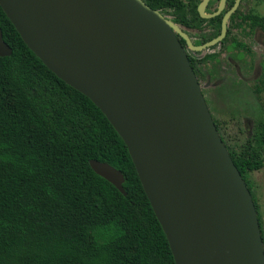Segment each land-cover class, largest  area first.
Segmentation results:
<instances>
[{
    "label": "water",
    "instance_id": "obj_1",
    "mask_svg": "<svg viewBox=\"0 0 264 264\" xmlns=\"http://www.w3.org/2000/svg\"><path fill=\"white\" fill-rule=\"evenodd\" d=\"M219 10L212 15L218 14ZM208 0L199 6L202 16ZM145 0H0L26 44L103 111L128 146L176 264H264L252 192L224 142L179 34ZM13 52L0 25V55ZM91 167L126 194L124 173Z\"/></svg>",
    "mask_w": 264,
    "mask_h": 264
},
{
    "label": "trees",
    "instance_id": "obj_2",
    "mask_svg": "<svg viewBox=\"0 0 264 264\" xmlns=\"http://www.w3.org/2000/svg\"><path fill=\"white\" fill-rule=\"evenodd\" d=\"M145 1L175 11L183 4ZM249 17L264 29L263 16ZM0 25L13 49L0 55V264H176L121 135L36 55L1 5ZM214 120L246 180L264 165V121L239 149ZM91 159L120 169L127 193Z\"/></svg>",
    "mask_w": 264,
    "mask_h": 264
},
{
    "label": "rangeland",
    "instance_id": "obj_3",
    "mask_svg": "<svg viewBox=\"0 0 264 264\" xmlns=\"http://www.w3.org/2000/svg\"><path fill=\"white\" fill-rule=\"evenodd\" d=\"M159 10H162L163 14L171 20H176L177 14L174 9ZM239 11L264 17V0H242ZM234 35L238 38L237 33ZM232 39L233 35L226 38L223 48H221L222 61L215 64L212 62L204 64L207 71L213 69L212 65L222 68L216 70L217 72L212 75V79H202L201 85L208 98L207 102L210 110L219 122L226 141L231 147L240 149L244 142L257 132L258 125L264 121V82H260L259 85L261 80L256 79L261 75L260 78L264 81V36L256 40L243 36L239 37V41H243L246 46L255 47L254 50L260 56L261 67L256 74L248 69H245L244 73L238 72L236 68H244L242 66L243 62L238 59L235 61L228 60L222 54H227V47H231V57L235 59L238 51L233 47ZM218 46L214 47L217 51L220 50V46ZM211 51L213 50H207L206 53H212ZM239 57H242V55L239 54ZM232 83H235V85H232ZM246 180L251 186L252 195L258 206L257 211L264 239V165L258 170L246 173Z\"/></svg>",
    "mask_w": 264,
    "mask_h": 264
},
{
    "label": "flooded vegetation",
    "instance_id": "obj_4",
    "mask_svg": "<svg viewBox=\"0 0 264 264\" xmlns=\"http://www.w3.org/2000/svg\"><path fill=\"white\" fill-rule=\"evenodd\" d=\"M203 1L204 0H186V1L182 0L183 4L179 8V10L175 11L177 14L176 15L177 18L174 22L177 23L180 26L181 30L189 36V39L191 40L192 44L195 46L203 45L222 34L224 16L229 10H231L234 7V5L237 2V0H226L224 4V8L218 14L212 15L213 13L219 10L223 2L222 0H208V3L205 7V12L210 16L205 17L202 16L199 11V6L201 5V3H203ZM241 2L242 0H240L239 5L228 18L226 34L219 42L207 46L203 49H196L190 47L188 41L181 34H179V38L183 46L187 50L189 59L196 72L200 84L202 79L204 78L212 79V75L215 72H217L216 70L218 69L221 70L222 67L215 65L214 67L212 65L211 67L213 69L211 71H207L205 69L206 67L204 66V64L209 62L215 64L219 61H222L220 55L221 48H223V44L226 41V38L230 37L231 35H233V39H232V43L234 44L233 47L237 49L238 54H236L237 57L235 56V59H233L231 57L232 56L231 55L232 53L230 51L231 47H227V52H226L227 54L222 53L224 54L226 59L228 60L230 59L232 61L238 59L242 61L243 62L242 66L244 68H240V67L236 68L238 72L241 73H244V70L248 69V70H252V72L256 74L257 70L260 69L261 59L260 56L257 55L256 51L254 50L255 47L250 48L249 46H246L245 43H243V41L241 42L239 41V37L243 36L254 40L260 39L264 36V29L262 28L260 23H254L252 19L249 17V15H255V14L241 13L239 11ZM235 33H237L238 38L237 36L234 35ZM218 45L220 46L219 51L215 50L214 48L215 46ZM207 50H213V51H211L212 53H206ZM202 53L204 54L202 55ZM239 54H241L242 57H239ZM260 77L261 75L258 78H256L257 80L259 79L261 80L259 81V85L260 82L261 83L264 82ZM232 85H235V83H232ZM203 93L205 95L204 91ZM205 97L207 100L208 98L206 95Z\"/></svg>",
    "mask_w": 264,
    "mask_h": 264
}]
</instances>
